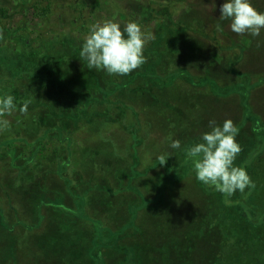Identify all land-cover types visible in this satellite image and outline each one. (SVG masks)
<instances>
[{
    "label": "rangeland",
    "instance_id": "obj_1",
    "mask_svg": "<svg viewBox=\"0 0 264 264\" xmlns=\"http://www.w3.org/2000/svg\"><path fill=\"white\" fill-rule=\"evenodd\" d=\"M31 1L0 0V6L9 13V18L0 22V51L12 54V58L9 54L7 60L0 62V97L10 95L9 92L21 95V100L15 102L17 110L5 117L10 124L0 132V141L14 134L12 128L18 122L23 129L16 133L17 139H26L31 144L37 140L40 132L32 134L28 128L39 127L36 116L41 103L37 109H30L39 102H27L23 91L36 88L38 100L43 91L39 76L52 75L50 81L45 78L42 82L51 96L63 94L60 84L63 81L67 83L76 78L84 82L98 98L90 108L99 116L95 117L97 122L95 118L90 119L93 125L87 127L92 130L86 129L75 136L77 143L72 148L71 160L64 152L58 153L59 159L49 166L50 173L48 162L39 159L30 166V173L12 174L7 172L10 160H0V171L7 175L0 180V254L3 255L0 264H49L44 255L53 250L50 241L54 232L48 234L49 224L55 227L53 216L57 212L66 213L69 208L70 212H78L74 208L80 201L72 197L65 182L69 177L76 181L74 188L79 197H84L90 220L76 224L69 221L73 225L68 234H60L61 246L68 248L72 244L73 252L85 256L91 232H98L94 243L101 247L109 238L114 239L119 230L134 225L129 228L139 230L140 240H135L128 230L120 234L118 248L112 247L117 248L118 254L114 253L106 264H133L130 249L140 243L143 264H164L163 258L167 264H174L171 261L174 258L180 264L182 256H177V252L172 257L162 255L158 246L163 248L165 239L154 234L162 233L167 223L178 233L182 219L192 217L198 209L209 212L204 184L196 179L188 163L184 164L188 169H183L179 182L165 192V199L161 194L162 182L187 158L185 148L200 142L201 135L210 130V120L222 126L226 119H231L239 128L236 140L243 144V156L249 154L244 165L255 160L256 169L264 168V130H252L257 121L264 129V29L257 37L232 32L229 20H219L220 6L226 0H214L215 7L213 0H172L175 3L173 25L180 32L172 27L177 38L171 41L174 43L166 44L171 47L169 56L166 57L168 49L164 45L153 54L148 64L151 68L142 65L129 75H109L103 70L88 69L87 62L80 58L84 37L90 25L105 19L118 21L122 26L127 23L117 12L125 13L140 25L145 24L151 15L146 0H90L83 9L82 0H75L74 10L57 13L47 21L28 13L26 7ZM63 1L55 0L60 10L65 7L61 4ZM156 1L165 3V0ZM251 2L264 12V0ZM217 24L222 31L217 30ZM159 29L160 25L156 31ZM17 55H22V59H13ZM24 69L31 78L22 88L14 77ZM114 83L128 87L116 91L109 98L112 103L104 110L105 99L100 87L115 89ZM67 94L63 95L67 97ZM25 103H28L26 116L19 112ZM103 114L115 124L105 128ZM174 140L181 142L179 149L171 147ZM248 150L252 151L248 153ZM161 155L167 159L163 166L159 165ZM34 167L38 169L32 173ZM23 173H32V181L17 183L15 178L19 174L22 178ZM13 180L16 181L11 188L4 187L10 186ZM102 198H105V207L101 204ZM150 201L153 203L148 207ZM165 209L170 210L168 218H165ZM43 236H49L44 243L39 241ZM124 248L126 254L128 251L131 254L121 256ZM67 259L57 257L56 263L70 264Z\"/></svg>",
    "mask_w": 264,
    "mask_h": 264
},
{
    "label": "trees",
    "instance_id": "obj_2",
    "mask_svg": "<svg viewBox=\"0 0 264 264\" xmlns=\"http://www.w3.org/2000/svg\"><path fill=\"white\" fill-rule=\"evenodd\" d=\"M89 1L90 0L81 1L83 6L82 9L85 6H88ZM146 1L149 4L148 7L151 15L150 19L147 20L145 24L141 25V27L145 32L152 33L154 39L149 41L145 46L144 55L146 57V63H144L143 66L145 68L146 66H148L147 68H151V65L148 64L156 50L161 49V46L163 47L164 45L167 47L166 44H170L174 38H177L173 33L172 27L178 34L180 31L177 30V26L173 25L174 13L172 10L175 8V3L172 0H165V3H158L156 0ZM75 2V0H64L61 2L62 6H65L64 10H60V4L58 2L55 3V0H32L26 8L29 11L28 13L33 14L35 18L47 21L51 19L52 16L57 15V13L66 14L68 10H74L72 6H74ZM163 10L166 11L165 14H163L164 17L162 15ZM117 13L123 16V18L126 19V22L132 21V19L125 13ZM8 18V10L0 6V22H3ZM162 18H165V20L161 22ZM159 25L160 29L159 31H156V27ZM167 49L168 53L166 57H168L171 52L170 45ZM9 54L10 58H12L11 52L7 53L0 51V62L7 60ZM13 59H22V55H17ZM214 59L219 62V58L217 59V57H214ZM162 66L164 67V65ZM43 76L38 77V80H40L38 82H41L39 86L42 85L43 88L42 94L39 95L38 100H36V88H29L28 90L26 89L23 91L25 92L23 94H25L27 102H39L38 104H35V107H30V109H37L38 105L41 103L39 105L41 107H39L36 116L39 122V127L33 129H31V127L28 128V130H30L29 132L32 134L40 132L37 136V140L34 144H31L27 142L26 139H17L16 133L23 129L20 125L21 122H18V124H15L12 128L14 134L5 141H0V160H10L8 164L9 169H7L8 173L12 174L18 171L28 172L31 169L30 166H34L33 163L36 159H39V161L42 160L41 162H48L49 167L51 164H55L56 160L59 159L56 157L59 156L58 153L61 152H64L67 158H70L71 160L74 154L72 148L74 144L77 143L75 136L85 132L86 129L92 130L89 128L93 125L91 122L92 120L90 119L99 116L95 110L90 108L95 105L98 98L94 91L88 90L89 86L87 84L76 78L69 80L67 83L63 81V83H60L61 93L64 94L67 92V97L63 94L51 96L47 94V92H50L48 91V87H46L47 85L42 84V82L46 81L45 78H48V81H50L52 75H46L47 77ZM29 78H31L30 74L24 69V71L18 73V75L14 77V80L19 83L22 88H25ZM113 86L115 89H111V87L109 88L108 86L106 87V85L100 87V94L103 97V100L105 99L104 110H107L112 103L109 98H112L116 91L128 87L127 84L123 86L117 83H114ZM9 93L14 97V102H19L21 100V95H15V93L12 94L11 92ZM244 103L246 106L245 110H247V100H245ZM103 117L105 128L115 124V121L112 118H109L108 115L103 114ZM93 120L97 122L98 119L95 118ZM101 130L99 133H101ZM242 143H245V140L242 141ZM253 143L254 142H252V144ZM239 144L242 147L243 144ZM253 149L254 148H252V150ZM252 150H248V153ZM241 153L235 161V166L241 167L247 171L252 184L246 188L243 193L238 191L232 196H227L226 194L217 191L215 187L204 185L208 199L207 210L209 212L206 213L204 209H198L192 217H187V220L186 218L182 219L180 222L181 228L178 233L174 231L175 227L171 226L169 223L165 224L166 227H163L162 233L159 235L155 233V237L161 236L165 239L163 246L164 249L160 245L158 246L162 255H169L172 257L177 252V256H182L181 260H179L181 261L180 264H264V168L262 170L256 169L254 166L255 160L244 165L249 154L243 156V153ZM185 163H188L187 166L193 167L192 160L187 157L184 162H182V165H180L175 172L171 173L169 177L162 182L160 190L164 191L161 193L163 199H165V192L168 188L175 183H178L182 178L183 169H188L187 167H184ZM37 169L38 167H34L32 170L33 172H31L34 173ZM61 169L65 170V167L62 166ZM50 170H52L51 167H49L47 172ZM2 172L3 171H0V180L7 176L6 174H2ZM58 172H61V170L58 169ZM32 173H23L24 176L22 178H20L19 174V178L15 179H17V183L19 184L27 183L28 181H32ZM14 181L16 180H13V182L11 181L12 183H10V186L4 185V187L11 188ZM65 182L70 188V193L73 195L72 197L75 200L80 201V203L78 207L74 208L78 211L77 213L70 212L71 210L69 209L71 208H69L66 213H59L55 210L57 212V215H55V217L53 216L55 227L50 223L48 233L50 234L52 231L54 232V238L50 241L51 246L53 245V250L51 252L47 251L44 255L48 259L47 261H50L49 264H59L56 263L59 261L56 260V258L60 256L68 257L67 261L70 264H88L89 262L92 264H102L105 262L104 264H106L111 256L118 252L117 244L121 241L119 237L120 234H126V231L128 230L129 234H134L136 238L135 240H140L138 237L139 230L137 228H129L134 226L132 225L129 227L127 226L128 228L124 227L119 230V234L114 236V239L109 238L111 242L108 241L107 244L101 247L94 243V239L98 237V232H91V237L87 239L86 242L87 255L85 253V256L81 253L77 255L73 252L72 244H69L68 248L65 245L61 246L60 242H63V240L61 239L60 234H68V231H70L69 228L73 225L70 224V222L76 224L75 222L83 223L86 220H90L88 213L85 210L86 203L84 197H79L76 188H74L76 181H74L72 177H69L65 179ZM97 191L98 193L102 192L100 190ZM152 203L153 201L148 202L147 206L149 207ZM160 203L162 204L161 201ZM101 204L105 207V198L101 199ZM164 213L166 215L165 218L170 216V210L165 209ZM72 218H74L75 221H73ZM56 226L59 227L57 228ZM105 228L108 229V227ZM102 234L104 233L102 232ZM143 235L145 236L146 233H143ZM48 237L49 236H43L39 241L44 243ZM141 245L142 244L140 243L131 246L130 250L133 254V264H143ZM112 247L117 248L112 249ZM124 250L125 248L120 252L121 256H127V254L130 253V251H128L126 254V251ZM9 251H11V249ZM2 256L0 254V260L2 258L1 263L3 261ZM175 260L176 259L174 258V260L171 261H174V264H179ZM162 261L164 264H167L165 258H163Z\"/></svg>",
    "mask_w": 264,
    "mask_h": 264
},
{
    "label": "clouds",
    "instance_id": "obj_3",
    "mask_svg": "<svg viewBox=\"0 0 264 264\" xmlns=\"http://www.w3.org/2000/svg\"><path fill=\"white\" fill-rule=\"evenodd\" d=\"M213 6L215 7L214 0ZM220 13L219 20H229L231 31L237 35L257 37L264 29V12L257 10L251 0H226L220 6ZM216 27L217 30H223L219 24ZM152 39L153 34L142 30L139 22L128 21L122 27L118 21L105 19L90 25L79 56L87 62L90 70H103L109 75L125 76L146 63L144 49ZM16 110L17 105L12 95L0 97V131L9 127L10 121L5 117L13 115ZM19 112L26 116L28 103L21 106ZM208 127L210 130L201 135L200 142L185 148L187 157L192 160L196 179L227 196L238 191L243 193L252 181L245 169L235 166L242 151L236 140L239 128L231 119H226L222 126L215 120H210ZM252 130L259 132L264 129L260 127V121H257ZM171 147L179 149L181 142L174 140ZM158 159L161 166L167 162L163 155Z\"/></svg>",
    "mask_w": 264,
    "mask_h": 264
}]
</instances>
